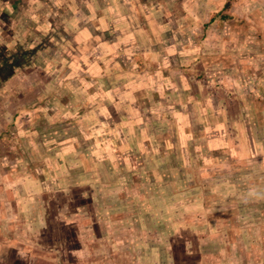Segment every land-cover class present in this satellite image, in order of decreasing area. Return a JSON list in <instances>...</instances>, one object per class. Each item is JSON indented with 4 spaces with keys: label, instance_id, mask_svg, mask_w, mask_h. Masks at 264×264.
Masks as SVG:
<instances>
[{
    "label": "rangeland",
    "instance_id": "rangeland-1",
    "mask_svg": "<svg viewBox=\"0 0 264 264\" xmlns=\"http://www.w3.org/2000/svg\"><path fill=\"white\" fill-rule=\"evenodd\" d=\"M167 3L0 92V264H264V0Z\"/></svg>",
    "mask_w": 264,
    "mask_h": 264
},
{
    "label": "crops",
    "instance_id": "crops-1",
    "mask_svg": "<svg viewBox=\"0 0 264 264\" xmlns=\"http://www.w3.org/2000/svg\"><path fill=\"white\" fill-rule=\"evenodd\" d=\"M167 2L168 0H0V92L22 74L35 72L40 76L42 73L39 64L47 67L57 60L65 62L74 50L67 49L66 52L63 46L74 49L82 47L84 50L91 45L103 44L104 36L99 32L91 34L87 25L96 24L93 29L102 32L107 30V37L110 39L119 30L130 29L129 20L126 19L128 15L140 13L141 8H150L151 4L155 10L156 6L167 8ZM153 20L156 21V18L151 19ZM122 33L126 35L122 38H128L126 33ZM108 42L114 44L112 40ZM57 54L59 56L56 58ZM165 65L171 67L170 61L166 59ZM50 76L54 79L57 74L53 72ZM12 123L14 122H9L6 117H0V148L16 145L13 139L9 141L5 137L8 136L7 133L10 137L8 129L10 131ZM75 244L79 250L80 245Z\"/></svg>",
    "mask_w": 264,
    "mask_h": 264
},
{
    "label": "trees",
    "instance_id": "trees-1",
    "mask_svg": "<svg viewBox=\"0 0 264 264\" xmlns=\"http://www.w3.org/2000/svg\"><path fill=\"white\" fill-rule=\"evenodd\" d=\"M228 16V15H227Z\"/></svg>",
    "mask_w": 264,
    "mask_h": 264
}]
</instances>
